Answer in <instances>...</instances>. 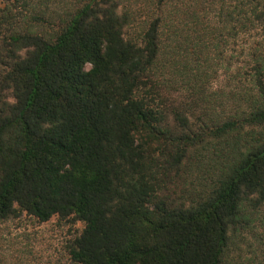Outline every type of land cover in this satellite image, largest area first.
I'll use <instances>...</instances> for the list:
<instances>
[{
    "label": "trees",
    "instance_id": "obj_1",
    "mask_svg": "<svg viewBox=\"0 0 264 264\" xmlns=\"http://www.w3.org/2000/svg\"><path fill=\"white\" fill-rule=\"evenodd\" d=\"M35 261L264 264V0H0V264Z\"/></svg>",
    "mask_w": 264,
    "mask_h": 264
},
{
    "label": "rangeland",
    "instance_id": "obj_2",
    "mask_svg": "<svg viewBox=\"0 0 264 264\" xmlns=\"http://www.w3.org/2000/svg\"><path fill=\"white\" fill-rule=\"evenodd\" d=\"M70 2L71 0H64L65 5L70 4ZM219 74L220 76H218V80H215L212 84L214 90L223 89V68L220 69ZM173 93L175 97L184 99V96L186 95V93H188V91L183 89L181 91H175ZM25 222L28 223L29 230L33 233V236L36 237V239L34 240L35 251H44L46 255L57 254L64 232L56 224L57 220H52L49 223L38 224V226H36L35 224L36 227L30 224V222L27 220H25ZM82 227V223L77 224V228L82 229ZM14 231L20 232L22 231V229L18 230V228H15ZM22 241L25 243L27 240L26 238H22ZM33 264H37V261L33 262Z\"/></svg>",
    "mask_w": 264,
    "mask_h": 264
}]
</instances>
